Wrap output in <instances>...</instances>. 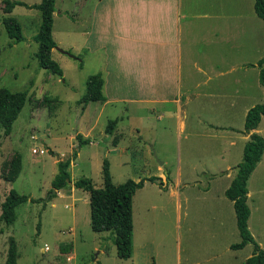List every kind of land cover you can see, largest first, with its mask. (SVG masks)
<instances>
[{"label": "rangeland", "instance_id": "rangeland-1", "mask_svg": "<svg viewBox=\"0 0 264 264\" xmlns=\"http://www.w3.org/2000/svg\"><path fill=\"white\" fill-rule=\"evenodd\" d=\"M2 1L0 0V91L3 88L11 91L26 90L27 99L13 123L11 133L4 135L0 126V204L10 188L40 200L21 204L17 208V218L12 224L6 225L0 220V264L5 262L11 239H14L17 245V264H177L178 254L181 264H210L207 259L213 251L218 253L212 261L214 263L245 264L243 258L252 252V244L248 243L246 248L235 254L227 252L226 243L239 242L240 237L233 226L229 228L228 223L226 229L211 222L209 230L214 233L212 236H206L215 237L212 242L214 248L212 251L206 249V239L200 238V235L204 234L202 228L205 224L187 225L184 194L181 196L182 213L180 218L177 217V211L173 207L175 198L170 195L171 188L166 191L165 187L154 183L160 189L152 193L156 196L155 203L158 204L155 209H142L140 204L143 206L145 201L138 197L140 194L137 195L134 208L138 217L135 220L136 228L145 227L143 220L148 217L151 221L150 229L137 230L136 239L140 240L141 247L148 244L147 248L153 255L144 257L141 253L134 254L132 261L117 257L109 231L101 234L91 229L90 205L86 201V191L75 188L76 191L72 195L68 194L67 190L63 195H50L51 180L57 173L55 155L58 153L60 160H65L71 157L73 151L77 152V156L72 159L69 167L72 182L86 177L95 187H102L101 166L104 158L109 161L114 184L142 176L165 160L164 169L168 172L177 174V168L180 167L182 179L191 178V183L183 192L195 194L197 188L204 189L209 185V180L217 175L208 174L204 168L203 164L207 158H204L201 148L214 146V141L208 140L207 137V122H222L223 115H219L216 110V97L211 99L192 95L185 106L187 118L183 120H186V127L182 132L175 127L178 117L171 103L159 107L152 124L140 125L138 121L141 122V113L138 111L139 104L133 101L134 93L128 90L127 84L120 93L114 50L107 54L100 50H88L87 33H81L77 29L81 26H75L73 23L72 13L76 12L77 0L55 1L52 25L54 41L56 46L74 55L70 57L53 48L52 57L62 67V77L38 65L35 56L37 43L33 36L40 25V12L35 8L17 5L7 14L1 9ZM20 1L36 4L41 0ZM94 1H85V6L80 10L81 16L86 13L87 7L89 9L94 5ZM6 16H13L20 22L24 40L15 43L8 37L2 22ZM202 33L204 34V31L200 32ZM194 34L193 31L192 39ZM198 42H202L207 50L213 47L211 43H205L203 37H199ZM204 60L208 59L201 55L197 62L203 63ZM219 65L215 64L218 67ZM98 72H101L105 79L103 93L109 99H118L104 107L101 102H82L87 79ZM190 75L197 76L193 66ZM194 81L195 79H190L186 82L193 85ZM252 91L253 101L263 103L264 96L258 89L253 87ZM125 109L128 110V121L124 116ZM228 117L233 124H239L238 113H230ZM95 118L96 123L92 124ZM112 119H118L121 129L114 133V127L113 133L109 134L105 129L108 121ZM132 124L138 127L131 128ZM77 134L90 138L91 142L80 147ZM227 141L228 139H225L222 143L224 148ZM236 142L235 147L239 149L243 140L238 137ZM121 148L125 153L121 152ZM33 149L38 152L33 153ZM41 149H44V152L40 153ZM15 151L22 155V168L16 180L10 183L4 176ZM237 158L229 157L227 152L221 162L225 164ZM236 164L234 163L233 167ZM254 170L249 181L247 180V187L253 191L248 205L251 223L255 226L259 238H263L264 170L263 166ZM67 187H72V184ZM218 188L213 187V191L218 192ZM219 232L222 234L219 235ZM45 245L48 246L47 250L44 249ZM64 245L71 246L68 252L60 251Z\"/></svg>", "mask_w": 264, "mask_h": 264}, {"label": "crops", "instance_id": "crops-1", "mask_svg": "<svg viewBox=\"0 0 264 264\" xmlns=\"http://www.w3.org/2000/svg\"><path fill=\"white\" fill-rule=\"evenodd\" d=\"M85 1H76V12L72 13L73 23L75 26H81V28L76 27L81 33H87L88 50L93 52L100 50L106 54L114 50L118 64L120 93L126 84L128 90L134 93L133 101L139 104L138 111L141 113V122L138 121L140 125L152 124L159 107L171 103L178 117L175 127L182 132L186 127V120H183L187 118L185 106L192 95L198 97L202 95L211 99L216 97L214 99L217 104L216 110L219 115H223L222 122H207L209 126L207 137L208 140L214 141V146L201 148L204 158H207L203 166L208 174L217 175L209 180V185L204 189L197 188L195 194H185L183 190L191 183V178L183 180L180 167L177 168V174L168 172L164 169L165 160L157 164L155 169L133 178L135 181L140 180L141 177L146 180L144 185L132 194V254L124 260L132 261L134 254L141 253L144 257L153 255V252H149L147 248L148 244L141 247L140 240L136 239L137 230L150 229L151 219L148 217L143 220L145 227L142 229L136 228L135 220L138 217L134 208L138 194H140L138 197L145 201L143 206L140 204L142 209L157 208L158 204L155 203L154 198L156 196L152 193L160 191L156 186L159 185L156 183L158 178L162 181L160 185L165 187L166 191L171 188L170 195L175 198L173 207L177 211L178 218L182 213L181 196L184 194L183 204L186 205L185 215H188L187 225L205 224L202 228L204 234L200 235V238L206 239L207 243L204 244L206 249L212 251L214 248L212 242L215 237L206 236L207 234L212 236L214 233L209 230L211 222L226 229L228 223L229 228L233 226L240 237L233 202L225 196V190L235 174L232 167L241 160L243 146L249 138V135L243 132L246 112L258 104L252 99V88H257L264 96L257 65V61L264 56V22L254 10L255 0H95L96 2H92L94 5L89 9L87 7L86 13L81 16L80 10L85 6ZM192 29L195 33L194 39L191 38ZM201 31H204V34H200ZM199 37H203L204 42L211 43L213 47L207 50L202 42H198ZM201 55H205L208 60H204L203 63L197 62ZM215 64L220 65L218 67ZM191 66L197 72L195 77L190 75ZM115 68L117 70V67ZM101 76L103 78L102 74ZM190 79H195L193 85L186 82ZM103 80L104 88L105 79ZM104 97V100L94 102H101L104 107L118 100L109 99L105 94ZM230 113H238V125L230 120L228 117ZM124 116L128 121L127 109ZM96 120L95 118L92 124L96 123ZM120 126L117 119L114 133L121 129ZM135 126L138 127L132 124L131 128ZM255 131L264 137V119L260 120ZM237 136L243 140L239 149L235 147ZM225 139L228 141L224 148L222 143ZM121 152L125 153V150L121 148ZM227 152L229 157L239 159L222 163ZM259 166H263L264 170V150L254 171L258 170ZM220 172L222 173L218 174ZM151 176L156 177L155 182L148 180ZM213 187H219L218 192L213 191ZM75 188L73 185L62 188L57 190L56 194L63 195L67 190L68 194L72 195L76 191ZM77 189L86 191L82 188ZM247 189L249 204L253 191L249 187ZM262 193L264 198V189ZM86 196L88 197L86 201L89 203V193ZM251 220L250 214L248 227L264 249V236L259 238ZM104 232L107 231H102L101 234ZM220 234L222 233L219 232ZM232 243L227 242L225 249L227 252H234L233 254L248 245L241 249H232ZM251 254L252 252H249L243 258L244 261ZM217 256L218 253L214 251L210 253L207 263L220 264V262H212ZM177 264H181L179 254Z\"/></svg>", "mask_w": 264, "mask_h": 264}, {"label": "trees", "instance_id": "trees-1", "mask_svg": "<svg viewBox=\"0 0 264 264\" xmlns=\"http://www.w3.org/2000/svg\"><path fill=\"white\" fill-rule=\"evenodd\" d=\"M55 1L41 0L36 4H27L20 0H3L1 9L8 14L12 12L15 6L23 5L28 8H35L40 12V25L37 33L33 36L34 41L37 43L35 56L38 65L49 70L52 74L62 77V67L52 57V50L56 46L52 35ZM254 10L264 22V0H255ZM2 22L8 37L12 38L15 43L24 40L22 27L17 18L6 16L2 19ZM257 65L259 66V81L264 89V56L257 61ZM103 83L104 80L100 73L91 75L86 81V92L82 102L86 104L104 100ZM26 99V90L11 91L3 88L0 91V126L4 135L11 133L13 123L22 110ZM261 119H264V102L255 104L246 112L243 132L248 134L249 138L243 146L241 160L233 167L235 169L234 177L225 190V196L233 202L236 226L241 237L239 242L231 244V248L241 249L248 243L253 246L252 254L245 260V264H264V249L257 243L248 228L250 208L247 203V180L260 161L264 150V137L255 131ZM116 122L117 119L108 121L105 129L107 133H112ZM76 138L80 147L91 142L90 138H83L80 134H77ZM76 156L77 152L73 151L71 157L57 161V173L51 180V188L60 190L70 186L71 174L69 167L72 159H75ZM21 168L22 155L19 151H15L9 161L4 176L5 180L10 183L14 182ZM101 172L102 187H95L91 180L86 177L76 179L72 185L89 193L91 229L94 232L109 231L116 246L117 257L127 259L132 254V194L144 185L146 179L141 178L135 181L129 178L123 183L114 184L107 158L102 161ZM155 178L151 176L148 180L155 182ZM55 195L53 194L52 197ZM39 200L10 188L0 204V220L6 225L12 224L17 218V208L21 204L28 201L38 202ZM37 228L39 229V224ZM70 248V245H64L60 248V251L65 253ZM18 256L16 241L11 239L4 264H17Z\"/></svg>", "mask_w": 264, "mask_h": 264}, {"label": "water", "instance_id": "water-1", "mask_svg": "<svg viewBox=\"0 0 264 264\" xmlns=\"http://www.w3.org/2000/svg\"><path fill=\"white\" fill-rule=\"evenodd\" d=\"M54 48H55L56 50H58L59 52H61V53L67 54V55L70 56V57H74V55H72L70 52H68L67 50H64V49L61 48V47L55 46ZM55 156H56L57 161H59V160H60V156H59V154L57 153ZM160 163H161V162H160ZM69 183L72 184V181H70ZM156 183H158V184L160 185V184L162 183V181L158 178V179H156ZM56 191H57L56 188H52V189H51V193H50V195L56 193Z\"/></svg>", "mask_w": 264, "mask_h": 264}, {"label": "built area", "instance_id": "built-area-1", "mask_svg": "<svg viewBox=\"0 0 264 264\" xmlns=\"http://www.w3.org/2000/svg\"><path fill=\"white\" fill-rule=\"evenodd\" d=\"M37 152H38L37 149H33V153H37ZM39 152H40V153L44 152V149L39 150ZM44 249L47 250V249H48V246L45 245Z\"/></svg>", "mask_w": 264, "mask_h": 264}]
</instances>
